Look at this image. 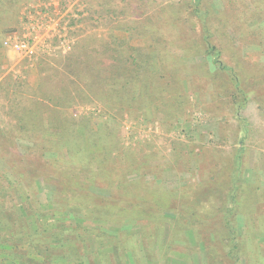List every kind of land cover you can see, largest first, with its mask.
<instances>
[{"label":"rangeland","instance_id":"obj_1","mask_svg":"<svg viewBox=\"0 0 264 264\" xmlns=\"http://www.w3.org/2000/svg\"><path fill=\"white\" fill-rule=\"evenodd\" d=\"M107 1L109 7L118 8L115 22L108 18L107 23L99 21L96 14L88 18L89 10L100 9L102 0L0 1V84H4L0 88V127L16 122L8 114L14 98L20 101L24 97L26 103V96L37 94L34 96L42 101L46 99L44 93L58 94V88L63 86L65 56L78 44L102 53L105 43L122 38L128 40L127 54L133 52L134 46H140L154 55V33L158 31L164 39L165 52L163 60L156 58L154 64L169 68L166 80L174 75L164 94V104L154 98L152 106H147L149 102L139 100L135 109L130 110L121 109L123 104L107 98L95 99L90 104L79 99L77 102L81 103L75 102L66 110V115L77 119L88 116L92 132L102 137V146L88 145L89 152L99 153L103 147L108 148L104 165L108 178L89 177L82 183L96 196L90 198L95 203L69 202L67 197L80 194L75 190H80L78 178L70 173L57 174L51 167L47 169V159H69L73 139H69L62 153L47 152L43 161L40 155H30L29 151L41 136L28 133L16 141L6 134L0 136V189L6 187L8 196L7 204L0 198V239L11 240V246L0 245V263L216 264L222 260L232 264L238 260L237 264H264V96H253L237 112L231 103L236 93L232 73L219 71L204 56L202 34L186 8L188 0ZM263 2L204 1L206 7L217 13L210 26L211 40L223 53L220 60L251 81L264 77V14L253 12L261 9ZM232 3L238 6L237 13L233 12ZM242 10L246 11L243 16ZM118 20L133 28L132 32L117 29ZM32 25L46 38L35 56L29 58L5 48L3 42L9 35L33 32ZM101 57L107 59L104 54ZM5 79L26 84L32 90L22 89L23 95L8 94ZM47 112L45 107L43 117H47ZM245 129L246 136L241 139ZM84 131L83 128L81 133ZM238 156L245 185L239 194V206L228 219L238 241L234 259L229 260L228 251L233 243L221 212L216 210L209 217L212 222L196 227L178 223L171 213L182 206L192 210L199 195L207 193L203 196L208 202L206 209L217 203L223 210L224 195L232 194ZM96 161L87 169L89 174L99 170L95 168ZM119 174L125 175V179L116 181ZM62 178L66 182L64 187H60ZM125 195L138 196L141 207L151 203L158 211L165 209L171 213L151 219L153 214L142 212V208L135 211L137 207L130 205L135 200L120 199ZM151 196L157 199L151 201ZM109 200L112 202L108 205ZM110 206L116 208L111 221L85 217L84 213L90 210L99 215L96 207L107 212ZM76 223L81 224L80 229L75 228ZM38 231L41 235L36 234ZM54 232L61 238H52ZM209 240L211 251L207 247ZM84 245L89 249L70 255V247ZM55 254L62 258L52 262Z\"/></svg>","mask_w":264,"mask_h":264},{"label":"trees","instance_id":"obj_2","mask_svg":"<svg viewBox=\"0 0 264 264\" xmlns=\"http://www.w3.org/2000/svg\"><path fill=\"white\" fill-rule=\"evenodd\" d=\"M1 4L6 2H18L19 0H0ZM205 0H188V7L186 8L191 11L193 18L196 20L197 25H199L200 32L202 34V49H204V56L209 57L211 61L217 66L219 71H231V76L233 80V87L235 90V95L231 101L236 107L237 112L241 111L247 103L251 101L253 96L257 94L263 95L264 92V77L257 78L253 81L249 80L247 76L243 77L240 73H237L236 69L233 67H228L223 63L220 58L222 57V51L212 42V17L216 18V12H212L210 8L206 7L204 4ZM107 0H102L99 4L100 9L95 10V12L90 11V16L88 18H92L93 14H96L98 20L106 21L107 18L115 22L118 8L109 7ZM233 8V12H238V6L231 4ZM261 9H256L253 11L255 15L264 14V2L261 5ZM246 11H241V16L245 14ZM220 14V13H219ZM92 15V16H91ZM253 15V13H251ZM235 16V14H234ZM237 19H239L238 16ZM219 18V17H218ZM235 19V20H237ZM83 20V19H81ZM84 21V20H83ZM116 28L120 30H124L129 34L132 32L133 28L129 27L127 23H124L123 20H118L116 23ZM144 28V27H143ZM148 28V27H146ZM146 29L145 31H147ZM263 33V32H262ZM261 33V34H262ZM154 55H151L148 49L141 48L140 46H134L132 48L133 52L131 54H127L125 49L127 46L128 40L122 38H113V41L107 42L104 45L103 52H97L96 50H90L86 45H76L74 49H72L65 56V64L63 65V86L58 88V94L48 93L44 97L46 99L39 101L37 94L33 96H26V103L24 102L25 98H21L20 101H11V116L14 117L16 122L12 124H5L0 127V136L3 134L12 141V140H22L25 137V134L31 133L32 135L41 136L40 139L34 141L31 147L29 148L31 151L30 155L34 154V152L40 155L43 161L47 159V152H57L62 153L63 149L69 144V139L72 140V144L70 145L71 149H73L69 154V159L64 160L63 156L60 159H47L46 161L49 163L47 169H50L53 172H57V174L70 173V176L78 178L79 189H75L76 193L73 196H69L67 198L69 202H88L90 200L91 203L95 198V195H92L87 189L85 185H83V181L86 182L90 179L98 178V176L107 177L106 167L104 166L107 162V147L102 149L99 153H91L88 151V145L90 148L95 146H102L103 141L102 137L94 134L90 125V118L88 116H82L80 118L71 117L66 115V110L75 105L77 100H82L83 104H90L95 99H106L113 102L123 104L121 109L129 108L135 109L137 101L149 102L147 106H152V102L155 99L162 101V104L165 103L164 94L168 91L169 85L173 82V76H170V81L166 80V74L168 73V67L165 64L155 63V59H162V54H164V50L162 49V45L165 44L164 39L161 38V35L158 31L154 33ZM264 39V34L261 36ZM263 42V41H262ZM261 46V44H258ZM198 50L201 48L197 47ZM201 52V51H200ZM107 56V59H102V55ZM101 57V58H100ZM98 59V60H97ZM170 74V73H169ZM54 78V76H52ZM54 79H52L53 81ZM166 80V81H165ZM164 81V82H163ZM7 86L11 87L9 90L6 86V92L8 94L13 93L16 96L18 93L23 95V90H32L28 87L22 85L21 82H11L5 79ZM43 83H41L42 85ZM4 84H0V88H2ZM12 91V92H11ZM75 93V95L73 94ZM25 96V95H24ZM50 100L48 102V99ZM81 103V102H77ZM140 103V102H139ZM45 107H47V119L43 117V112ZM157 109H160L157 106ZM84 128V133H81V130ZM243 136L241 139L246 136V129L242 132ZM54 136L50 138L48 136ZM73 136V138L71 137ZM240 139V146L242 147V140ZM2 140L0 139V144H2ZM238 149L240 152L243 151V148ZM238 169L237 176L234 179L232 184V194L229 195L226 193L224 195L226 202L223 210L218 208L217 204L208 206V210L206 209V205L208 202L205 200L203 196L208 195H199L197 201L195 202V206L192 210L188 211V208L182 206L180 210L176 208L174 213L171 211H158L159 208L151 207V203L147 205H142L141 207L140 201L138 200V196L133 195L131 197H127V195L122 196L121 200H135L134 203H130L133 208H136L135 211L138 212L142 208V212H148L153 214L151 219L159 217H164V213L175 214L176 220L178 223L182 222L187 224L190 227H196L197 225L207 224L212 222L211 217L216 210L221 212L223 216V222H225L226 229H228V235L230 240L233 243L231 250L228 251V259L232 260L234 248L238 247V241L234 235V227L229 222V218L231 214L236 210V206H239L240 196L239 194L243 190L245 185L243 179V171L242 164L240 163V157L238 156ZM88 159V160H87ZM97 160V167L99 170L91 171L89 174V170L93 166V161ZM64 160V161H63ZM87 161V162H86ZM86 162V163H84ZM104 173V174H103ZM66 174H63L66 176ZM103 174V175H102ZM21 176V175H20ZM0 176V184H1ZM116 181H121L125 179V175L119 174L116 176ZM61 186L66 185L64 179H61ZM82 184V185H81ZM58 187V188H60ZM6 187H2L0 189V198L5 201L4 204H7L8 196H6ZM9 189V187H7ZM85 188V189H84ZM76 195H80L78 197ZM89 197V199H85ZM140 196V195H139ZM153 199H149L154 201L155 197L151 196ZM161 198V197H158ZM247 199L246 197H244ZM229 201H228V200ZM112 202L109 200L108 205ZM68 204V203H66ZM78 204V203H76ZM69 205V204H68ZM90 206V202H89ZM105 206V205H102ZM140 206V207H139ZM91 207V206H90ZM111 207V208H110ZM107 208V212L103 211V208L96 207V211L99 212L97 215L94 210H90L89 212H85V217L90 219H103V220H113L115 217L113 215V209H116L113 206ZM167 210V209H166ZM206 214V215H205ZM216 214V213H215ZM109 215H112L109 217ZM151 221V220H150ZM75 228L80 229L81 224L76 223ZM43 233H47V230H44ZM37 235H41V231L36 233ZM27 236H29L27 234ZM51 237L54 239H60L61 235L57 232H54ZM24 238V237H23ZM25 239V238H24ZM24 241V240H23ZM11 240L6 239V237L0 239L1 246H11L9 243ZM200 244V243H199ZM202 246V244H201ZM209 251L212 250V244L207 246ZM17 249V248H16ZM56 249V248H55ZM89 249L88 246L84 245L81 247H70L69 251L70 255H74L75 253H79L81 251ZM135 248L133 249V251ZM4 251V250H3ZM6 251V250H5ZM76 251V252H75ZM132 252V249H131ZM8 253V252H7ZM44 253V252H43ZM64 255V254H63ZM109 255V254H107ZM47 257V254H45ZM65 256V255H64ZM58 257L62 258L60 254H55L54 259H58ZM136 258L134 259V261ZM220 261V260H219ZM217 262L216 264H226L221 262ZM31 262H35L32 260ZM80 262V261H79ZM113 262V261H112ZM238 260H235L232 264H237ZM48 264H52L49 263ZM228 264V263H227Z\"/></svg>","mask_w":264,"mask_h":264},{"label":"built area","instance_id":"obj_3","mask_svg":"<svg viewBox=\"0 0 264 264\" xmlns=\"http://www.w3.org/2000/svg\"><path fill=\"white\" fill-rule=\"evenodd\" d=\"M31 31L26 35L13 33L9 35L3 42L5 48L32 58L36 54V50L40 44L44 43L46 38L44 35L37 33L36 26H30ZM69 48V47H68Z\"/></svg>","mask_w":264,"mask_h":264},{"label":"crops","instance_id":"obj_4","mask_svg":"<svg viewBox=\"0 0 264 264\" xmlns=\"http://www.w3.org/2000/svg\"><path fill=\"white\" fill-rule=\"evenodd\" d=\"M12 54H16V53L13 52ZM0 264H2V263H0Z\"/></svg>","mask_w":264,"mask_h":264}]
</instances>
